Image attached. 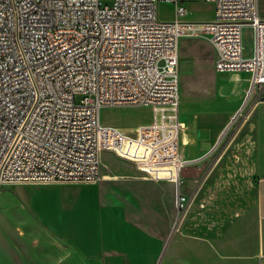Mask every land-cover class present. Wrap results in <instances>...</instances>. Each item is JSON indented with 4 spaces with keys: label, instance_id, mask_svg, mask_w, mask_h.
<instances>
[{
    "label": "built area",
    "instance_id": "2783aa9c",
    "mask_svg": "<svg viewBox=\"0 0 264 264\" xmlns=\"http://www.w3.org/2000/svg\"><path fill=\"white\" fill-rule=\"evenodd\" d=\"M205 1L213 5L208 21L188 20L180 0H0V187L92 184L101 153L111 151L152 180L173 182L180 217L188 204L180 187L181 40L207 39L216 72L247 73L246 102L264 92L257 0ZM161 2L174 4L173 20L159 19ZM137 105L150 107L153 121L134 135L101 124V109Z\"/></svg>",
    "mask_w": 264,
    "mask_h": 264
},
{
    "label": "crops",
    "instance_id": "0c3cea01",
    "mask_svg": "<svg viewBox=\"0 0 264 264\" xmlns=\"http://www.w3.org/2000/svg\"><path fill=\"white\" fill-rule=\"evenodd\" d=\"M257 9L264 18V0ZM219 76L216 86L192 79L180 99V187L188 204L179 218L173 182H156L108 151L95 183L0 192L1 223L53 240L0 246V264H158L172 256L175 219L176 264H264V94L246 102L247 73Z\"/></svg>",
    "mask_w": 264,
    "mask_h": 264
},
{
    "label": "rangeland",
    "instance_id": "374dc122",
    "mask_svg": "<svg viewBox=\"0 0 264 264\" xmlns=\"http://www.w3.org/2000/svg\"><path fill=\"white\" fill-rule=\"evenodd\" d=\"M183 1L189 12L188 20L191 21H208L213 17V5L205 0H180ZM113 0H102L104 5H111ZM157 14L160 20L170 21L175 16V6L173 3L161 2L157 4ZM252 33L249 29L244 33V44L246 53L248 54L252 46ZM180 97H184L189 90V82L194 80H203L208 84L216 86L222 81L219 72L214 69L215 52L211 44L204 38H185L180 42ZM187 61L190 62V67H186ZM244 79V78H243ZM264 94V92H263ZM83 95H76L75 102L79 104ZM242 108L240 111L243 112ZM239 115V116H240ZM100 121L104 126H113L121 128L127 134L133 135L141 126L150 124L153 121V111L147 106H117L105 107L101 109ZM236 126L235 123L231 125ZM108 151L101 154V159L110 157ZM119 157V156H118ZM13 192V188L3 185L0 187L1 194ZM179 218V216H177ZM6 225L0 222V246H7L15 243L22 246L24 249H29L36 241L53 242V240H45L40 236V233L34 232L27 227L22 228L23 231H18L9 221H5ZM168 248L173 249L172 256L166 257L164 262L158 264H176V219L172 225L171 233L167 239ZM168 250V249H167ZM167 250L165 254H167ZM53 258H57L55 253H51ZM164 254V255H165ZM12 257V256H10ZM27 260L32 259L28 254L25 256Z\"/></svg>",
    "mask_w": 264,
    "mask_h": 264
},
{
    "label": "water",
    "instance_id": "95a60500",
    "mask_svg": "<svg viewBox=\"0 0 264 264\" xmlns=\"http://www.w3.org/2000/svg\"><path fill=\"white\" fill-rule=\"evenodd\" d=\"M239 115V112L233 117L232 122L236 119V117Z\"/></svg>",
    "mask_w": 264,
    "mask_h": 264
},
{
    "label": "bare ground",
    "instance_id": "6f19581e",
    "mask_svg": "<svg viewBox=\"0 0 264 264\" xmlns=\"http://www.w3.org/2000/svg\"><path fill=\"white\" fill-rule=\"evenodd\" d=\"M179 67H180V66H179ZM236 78H237V80H238L239 77H235L234 79H236ZM119 129H121V128H119ZM133 135H134V134H133Z\"/></svg>",
    "mask_w": 264,
    "mask_h": 264
}]
</instances>
